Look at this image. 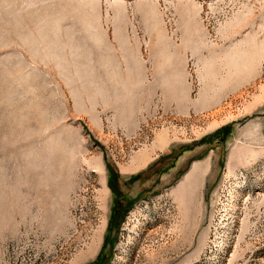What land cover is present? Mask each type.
<instances>
[{
  "label": "rangeland",
  "instance_id": "1",
  "mask_svg": "<svg viewBox=\"0 0 264 264\" xmlns=\"http://www.w3.org/2000/svg\"><path fill=\"white\" fill-rule=\"evenodd\" d=\"M0 264H264V0H0Z\"/></svg>",
  "mask_w": 264,
  "mask_h": 264
},
{
  "label": "bare ground",
  "instance_id": "2",
  "mask_svg": "<svg viewBox=\"0 0 264 264\" xmlns=\"http://www.w3.org/2000/svg\"><path fill=\"white\" fill-rule=\"evenodd\" d=\"M197 170H198V169H197ZM197 170H196V171H197Z\"/></svg>",
  "mask_w": 264,
  "mask_h": 264
}]
</instances>
